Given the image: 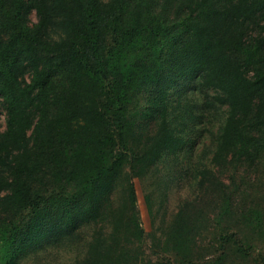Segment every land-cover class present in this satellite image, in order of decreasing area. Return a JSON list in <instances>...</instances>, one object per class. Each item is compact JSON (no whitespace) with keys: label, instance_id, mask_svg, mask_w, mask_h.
I'll list each match as a JSON object with an SVG mask.
<instances>
[{"label":"trees","instance_id":"1","mask_svg":"<svg viewBox=\"0 0 264 264\" xmlns=\"http://www.w3.org/2000/svg\"><path fill=\"white\" fill-rule=\"evenodd\" d=\"M181 89L204 97L183 119ZM1 110L0 264L91 226L86 264H162L135 179L193 155L208 125L169 242L203 251L214 224L221 255L202 264H264V0H0Z\"/></svg>","mask_w":264,"mask_h":264},{"label":"rangeland","instance_id":"2","mask_svg":"<svg viewBox=\"0 0 264 264\" xmlns=\"http://www.w3.org/2000/svg\"><path fill=\"white\" fill-rule=\"evenodd\" d=\"M28 19L30 25L37 23L35 13H31ZM181 91L182 89L177 93L172 92L170 100H173L174 103L170 108L178 110L180 118L183 119L185 113H182L180 109L187 105L191 108L189 113L196 111V104L200 105L204 97L198 92L188 91V101L181 104L180 100L184 99V96L181 98L178 96ZM184 93L186 94V91ZM179 104L181 105L176 109ZM1 113L0 132H3L6 126V114L4 110H1ZM216 130L208 125V130L195 146L193 155L182 154L175 159L178 161H175L173 157H167L157 169L159 172L156 173V170H153L147 176L135 179L139 210L147 234L145 249L154 261L159 259L162 264H202L204 258L206 260L216 259L221 255L217 239L220 230L219 226L214 224L210 226L209 231L200 235L206 246L203 251L197 250L202 247H196L197 242L194 240V244L191 246L192 250L185 247L184 251H177L178 255L170 244L174 243V237L171 236L172 242H169L168 235L173 216L178 211L180 204L191 199L194 195L195 182L191 177L195 173L199 174L200 170L209 163V157L213 153L212 144L217 138L216 134L212 135V132ZM101 225L107 226L106 223ZM94 228L92 226L83 228L60 246L43 245L40 252L27 255L21 264H86L83 260L88 249L89 236ZM223 252L226 253L224 264H262L261 257L263 258V256L259 257V253L254 254L253 258L243 261L239 252Z\"/></svg>","mask_w":264,"mask_h":264}]
</instances>
